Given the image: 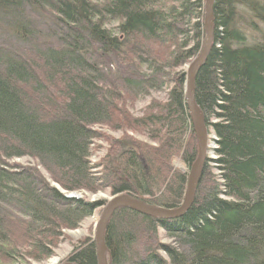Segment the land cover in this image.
I'll return each mask as SVG.
<instances>
[{"label": "trees", "instance_id": "16d2710c", "mask_svg": "<svg viewBox=\"0 0 264 264\" xmlns=\"http://www.w3.org/2000/svg\"><path fill=\"white\" fill-rule=\"evenodd\" d=\"M204 1L0 0V264H16L27 249L38 261L51 258L62 230L101 206L68 199L39 169L10 164L14 158H37L66 191H127L179 207L188 174L172 161L179 156L190 167L199 151L187 76L174 70L199 55ZM214 10V45L195 97L218 139L219 174L209 160L194 207L177 220L117 210L106 230L111 264H264V4L215 0ZM111 21L116 35L104 25ZM247 31L260 36L250 42ZM170 82V101L153 113L158 146L113 140L92 165L93 125L151 128L149 116L135 119L119 105L125 93ZM160 230L174 241L160 244L165 256L157 249L130 256L139 236L158 245ZM79 244L68 261L97 264L95 242Z\"/></svg>", "mask_w": 264, "mask_h": 264}, {"label": "rangeland", "instance_id": "374dc122", "mask_svg": "<svg viewBox=\"0 0 264 264\" xmlns=\"http://www.w3.org/2000/svg\"><path fill=\"white\" fill-rule=\"evenodd\" d=\"M93 1V0H92ZM250 1V0H249ZM252 1V0H251ZM258 4H264V0H255ZM205 11H203L201 15L200 21L204 25V15ZM243 14V13H242ZM241 14V15H242ZM257 16V14L253 15L252 17ZM261 21V20H260ZM240 22L241 19H240ZM216 23V22H215ZM258 24H262V22H258ZM107 28H109L112 33L115 35L118 34V22L111 21V22H105L104 24ZM263 25V24H262ZM243 26L246 28L247 25H245V22L243 23ZM186 34V33H185ZM186 36V35H185ZM179 39H184V34L180 36ZM150 45H154L153 43H150ZM156 47V46H155ZM157 50H159V47H156ZM193 59L189 60L188 62L184 63L182 67H177L174 70L175 73H181V72H187L188 68L190 67V64L193 62ZM146 73V71L140 70L139 73ZM173 74V72H172ZM174 83L170 82L166 86H164V89L162 90H154L151 89L146 94H141L140 96L131 95L130 93L128 96L125 93L124 94V101L120 103L119 106L123 105V107H126V109L130 114L131 117L135 119H142V117L149 116V121L152 122L153 125L149 129H144L143 125L138 126L134 125L133 127H121L120 129L117 128L115 124L107 123V124H101L93 125L92 129L96 132L97 138L93 141L91 144V151H90V160L92 165H96L101 162L103 158L106 157V153L108 149L110 148L111 144L110 141H120L121 139L128 138V143L131 145H139L142 146L143 144H146L150 147L158 146V142H156V131L160 127V125L157 123L158 120L153 118L155 115L153 113H161L164 109H161L160 106H163L167 104L170 101L169 93L173 90ZM118 89H121V85L119 84ZM126 103V104H125ZM160 105V106H159ZM122 107V106H121ZM152 115V116H151ZM210 137L209 140L212 137L211 129L208 127ZM215 136V135H214ZM216 137V136H215ZM215 143L213 140L210 142V146L217 148L214 146ZM216 157V156H215ZM10 164L18 163L21 166H26L29 168H35L39 169L42 175L45 177V179H48L52 186H54L57 190H60V192L65 195L68 199H84L85 201L92 203H99L101 200H109L111 199L108 192L102 191L98 192L96 194H90L89 192L85 190L80 191H66L62 189L59 184L52 181L48 176L45 169L40 164V161L37 158L31 157L29 155H24V157L14 158L9 161ZM173 166L175 169H179L185 173H188L190 171V167L188 164L182 161L181 157L176 156V158L172 161ZM210 167L212 168L213 174L217 176L219 172L216 169V164L211 162ZM224 199H227L226 196L222 195ZM103 209L102 208H96L95 211L90 216H86L82 223L78 226V228L74 229H65L62 230L63 236L56 242V247H54V256H52L49 259H41L40 261L34 259L31 257V255H35L34 251L31 249H27V255L23 254V257L21 259L18 258L16 264H49L52 258H58L59 262L58 264H62L64 262H69L68 257L71 255L72 251L75 249V247L78 246L79 242H83L86 238H94L95 235V228L97 225V222L99 221V217L102 215ZM139 236V242H137L136 245L132 247L131 254L133 259H137V257L144 256L148 253L149 250L157 249L160 255L165 256L164 251L160 250V244L162 245H169L174 243L172 239L165 238V234L162 230L159 232L158 236V245L154 243L153 241L150 242V240L147 238L146 241ZM142 239V240H141ZM83 244V243H82ZM81 244V245H82ZM80 245V244H79ZM26 248L24 247L22 251H24Z\"/></svg>", "mask_w": 264, "mask_h": 264}, {"label": "water", "instance_id": "95a60500", "mask_svg": "<svg viewBox=\"0 0 264 264\" xmlns=\"http://www.w3.org/2000/svg\"><path fill=\"white\" fill-rule=\"evenodd\" d=\"M215 0H207L206 3V15L204 18V37L203 45L198 53L199 55L193 60L186 72V83L187 89V108H189V117L192 122L193 130L195 131L196 140H198V158L192 165L188 182L187 191L183 203L178 209H165L159 206H154L138 198L131 197L129 195L117 196L108 201L105 206L103 213L100 218V222L97 223L95 228V242H96V253H97V264H109L108 263V252L105 244V236L107 233V227L110 219L114 212L120 208H129L136 210L145 215H148L155 219L164 220H177L181 216L187 214L189 209L194 206L197 198V191L200 186V181L204 174V168L206 165L207 148H208V134L209 129L207 128V121L203 111L199 108L196 97V79L198 73L204 67L206 60L211 54L213 48L214 28H215V17H214V5ZM62 264H75L71 262H64Z\"/></svg>", "mask_w": 264, "mask_h": 264}, {"label": "bare ground", "instance_id": "6f19581e", "mask_svg": "<svg viewBox=\"0 0 264 264\" xmlns=\"http://www.w3.org/2000/svg\"><path fill=\"white\" fill-rule=\"evenodd\" d=\"M206 3H207V0H205L204 1V5H203V8H202V10L203 11H205V14L204 15H206V10H205V8H206ZM214 4H215V2H214ZM213 10H214V5H213ZM214 16H215V10H214ZM204 18H205V16H204ZM247 34H248V41H250V42H254V41H256V38L257 37H259L260 36V32L258 31V32H253V31H247ZM214 45V44H213ZM207 61V60H206ZM186 83V82H185ZM185 94H186V97H187V89L185 88ZM186 101H187V99H186ZM202 110V109H201ZM207 128H208V126H207ZM212 134V133H211ZM209 137H210V133L208 134V140H209ZM211 140H213V142L215 143V145L214 146H218V139H216V137L212 134V137H211V139L208 141V148H207V151H208V153H207V158H206V165H205V168H204V171H205V169H206V167H207V164H209V160H212L213 161V163H215V161L218 159V157L216 156V151H214L213 149H215V147H212L211 148V146H210V142H211ZM216 156V157H215ZM198 158V157H197ZM197 158H196V160H197ZM195 160V161H196ZM195 161H194V163H195ZM193 163V164H194ZM192 164V165H193ZM216 164V163H215ZM192 165L190 166V170H191V167H192ZM203 171V172H204ZM190 172V171H189ZM187 173L188 174V178H189V174L190 173ZM204 174H205V172H204ZM204 174H203V176H204ZM202 179H203V177H202ZM202 179H201V181H202ZM201 181H200V185H201ZM187 182H188V179H187ZM187 184V183H186ZM188 185V184H187ZM200 187V186H199ZM186 191H187V187H186V189H185V192H184V197H183V200H182V202L180 203V205L183 203V201H184V198H185V193H186ZM198 191H199V189H198ZM198 191H197V193H198ZM124 195H129V196H131V197H134V196H132V195H130L127 191H123L122 193H118V194H113V195H111V194H109V196H110V198L112 199V198H114V197H117V196H124ZM198 195V194H197ZM134 198H138V197H134ZM111 199H109V200H111ZM138 199H140L141 201H144L145 203H148V204H151V205H154V204H152V203H150V202H148V201H146V198L145 199H141V198H138ZM109 200H101V204H99V205H101L99 208H102L103 210H104V208H105V206L107 205V203H108V201ZM180 205H179V207H180ZM154 206H159V205H154ZM159 207H161V206H159ZM178 207V208H179ZM194 207V206H193ZM193 207H191L190 209H189V211L193 208ZM162 208H164V207H162ZM178 208H176V209H178ZM120 209H124V208H120ZM129 209V208H128ZM166 209V208H165ZM169 209V208H168ZM167 209V210H168ZM119 210V209H118ZM130 210H132V209H130ZM117 211V210H116ZM115 211V212H116ZM132 211H136V210H132ZM189 211L187 212V214L189 213ZM114 212V213H115ZM137 213H139V214H141V215H143V216H146L145 214H143V213H141V212H138V211H136ZM187 214H185V215H187ZM185 215H183V216H185ZM113 216H114V214H113ZM112 216V217H113ZM148 216V215H147ZM183 216H181L180 218H182ZM150 217V216H149ZM100 218H101V216L99 217V221L97 222V223H99L100 222ZM112 219V218H111ZM110 219V220H111ZM155 219V218H154ZM158 219V218H157ZM156 219V220H157ZM159 220H164V219H159ZM166 221H168V220H166ZM111 222V221H110ZM110 222H109V224H108V227H109V225H110ZM107 227V228H108ZM107 234V233H106ZM89 239L92 241V242H95V235H94V238L92 239V238H90L89 237ZM105 244H106V247H107V252H108V246H107V242H106V236H105ZM95 245H96V242H95ZM58 262H59V260H58V258H52L51 259V261H50V263L49 264H58ZM108 263L109 264H111L110 263V261H109V252H108Z\"/></svg>", "mask_w": 264, "mask_h": 264}]
</instances>
